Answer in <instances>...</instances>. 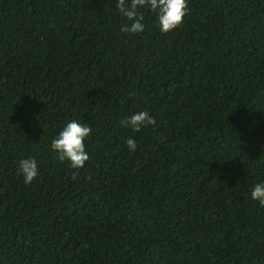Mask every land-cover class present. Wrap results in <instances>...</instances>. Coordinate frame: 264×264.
Here are the masks:
<instances>
[{
	"label": "trees",
	"instance_id": "trees-1",
	"mask_svg": "<svg viewBox=\"0 0 264 264\" xmlns=\"http://www.w3.org/2000/svg\"><path fill=\"white\" fill-rule=\"evenodd\" d=\"M188 9L131 34L116 0H0V264H264V0ZM70 119L80 169L50 148Z\"/></svg>",
	"mask_w": 264,
	"mask_h": 264
},
{
	"label": "clouds",
	"instance_id": "clouds-1",
	"mask_svg": "<svg viewBox=\"0 0 264 264\" xmlns=\"http://www.w3.org/2000/svg\"><path fill=\"white\" fill-rule=\"evenodd\" d=\"M118 12L126 18L121 27L122 32L139 34L145 30L143 10L151 11L156 17V23L161 33L177 29L187 15L188 0H116ZM134 95V93L130 94ZM156 119L147 111H138L121 119L120 124L131 128L133 132L151 125L156 126ZM92 127L86 122L76 119L66 121L63 128L52 139L50 148L60 162L68 161L73 169L83 168L89 160L85 140L90 135ZM125 145L130 152H135L137 142L128 137ZM18 172L25 185H30L39 175V167L35 158L28 157L19 161ZM251 199L264 206V181L255 183L250 191Z\"/></svg>",
	"mask_w": 264,
	"mask_h": 264
}]
</instances>
